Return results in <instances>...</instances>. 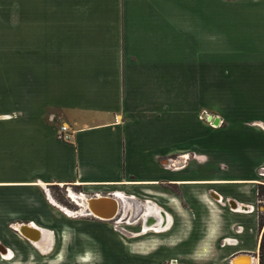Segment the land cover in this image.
Instances as JSON below:
<instances>
[{"label": "crops", "instance_id": "0c3cea01", "mask_svg": "<svg viewBox=\"0 0 264 264\" xmlns=\"http://www.w3.org/2000/svg\"><path fill=\"white\" fill-rule=\"evenodd\" d=\"M0 11H18L4 41L17 50L0 55V264H22L29 245L35 258L58 250V209L83 216L47 198L55 185L149 198V264L259 263L264 0H0ZM30 223L34 240L16 231Z\"/></svg>", "mask_w": 264, "mask_h": 264}, {"label": "rangeland", "instance_id": "374dc122", "mask_svg": "<svg viewBox=\"0 0 264 264\" xmlns=\"http://www.w3.org/2000/svg\"><path fill=\"white\" fill-rule=\"evenodd\" d=\"M17 19L18 11H0V55L3 51L8 50V47L6 48L4 45H10L9 50H13L14 45L11 42H4L12 41L11 36L13 34L11 36L5 35V31L17 30L15 26L18 23ZM14 49L17 50L15 47ZM71 192L77 196L81 190L75 186L69 188V186L55 185L51 186L46 194L50 201L52 198L54 200L52 202L72 211V214L80 213V201L73 197ZM84 194L83 196L86 197L93 196L90 193ZM259 200L256 211L259 214H264V197ZM130 201V204L119 201L118 213L110 220H100L92 216L68 215L63 210L58 209L59 227L65 228L62 234L55 236L58 250L42 253L41 257L35 258V253L32 251L33 247L25 246L26 248L23 247V250L25 248L26 251L17 253L21 258L19 262L22 264H149L150 250L145 246L146 238L144 237L147 236L146 233L150 232V229L147 228L143 236L139 233H142L144 228L140 231L138 229L143 227L145 223L142 210L144 206L148 205L150 199H130ZM89 232L91 234H88ZM104 242L108 246L103 249L102 244ZM118 242L124 243L127 249L120 247ZM83 250H85L84 255L80 253ZM3 255L5 254H0L2 258H4Z\"/></svg>", "mask_w": 264, "mask_h": 264}, {"label": "water", "instance_id": "95a60500", "mask_svg": "<svg viewBox=\"0 0 264 264\" xmlns=\"http://www.w3.org/2000/svg\"><path fill=\"white\" fill-rule=\"evenodd\" d=\"M216 122H217V120H215V123ZM116 195H117L116 193H113L112 192V193H109V194H106V195L94 194L93 196L85 197L84 199H85V201H86L87 204L85 206H81L82 207V213L81 214L83 216H90L91 215L92 217L97 218V219H100V220H110V219H113L116 216V214L118 213V209L120 207L119 201L120 202L122 201V200L116 199V197H117ZM78 198H80V197H78ZM105 198H108L110 200V201H108V203H106L107 206H106V204H104V201H102ZM111 199L113 200L114 203L111 201ZM93 204H96L98 210H105V209L107 210L108 209L107 212L110 211V210H112V213L109 216H106V217L105 216L102 217L101 215L99 216L91 208V205H93ZM230 204H231V202H230ZM27 229L29 231H26ZM16 231L20 235H22L24 238H26V239H29V240H34L35 239V237L33 236V234H34V232H36V230H35V227L33 226L32 223H30V224H20L16 228ZM5 253H6V251H5ZM242 256H247V257L251 258V260H252V256L250 254H247L246 253V254H244ZM235 260H236V257L232 258L231 263L234 264ZM250 264H253V262H250Z\"/></svg>", "mask_w": 264, "mask_h": 264}, {"label": "built area", "instance_id": "2783aa9c", "mask_svg": "<svg viewBox=\"0 0 264 264\" xmlns=\"http://www.w3.org/2000/svg\"><path fill=\"white\" fill-rule=\"evenodd\" d=\"M200 118L202 119V120H204V121H206V122H208L210 125H212V122L210 121V115L209 114H207L205 111H202L201 112V114H200ZM57 137H58V139L59 140H62V141H67L68 139H69V134L66 132V126H61L60 127V133L57 135ZM258 174H259V176L260 177H264V167H261L260 168V170H259V172H258ZM113 193H116V192H113ZM81 195H84L83 193H81V192H79L78 193V195H77V197H80ZM129 197H132V196H129ZM233 208V207H232ZM234 209H236V207H234ZM250 208H248V210H249ZM91 216V215H90ZM155 226L158 224V220L157 221H155L154 223H153ZM162 224V223H161ZM161 224H159V225H161ZM152 227H154V226H152ZM151 227V228H152ZM142 228L143 227H141V230H142ZM242 255H244V254H239V256H235L236 258H238V257H240V256H242ZM252 256V255H251ZM234 258V257H233ZM232 260V259H231ZM231 260L229 261V263L228 264H232L231 263ZM251 262H253V264H257V262L255 261V256H252V261Z\"/></svg>", "mask_w": 264, "mask_h": 264}, {"label": "bare ground", "instance_id": "6f19581e", "mask_svg": "<svg viewBox=\"0 0 264 264\" xmlns=\"http://www.w3.org/2000/svg\"><path fill=\"white\" fill-rule=\"evenodd\" d=\"M71 193H73V192H71ZM86 196H83V195H81L80 196V198H78L77 196H76V198L80 201V207L81 206H85L87 203H86V201H85V198ZM116 199H118V200H125V198H123V197H121V196H117L116 197ZM102 200V199H101ZM102 201H104V204H106V203H108V201H110L108 198H105L104 200H102ZM111 201L113 202V200L111 199ZM114 203V202H113ZM232 204V203H231ZM106 206H107V204H106ZM91 208L94 210V212L95 213H97V215H101L102 217H106V216H109L111 213H112V210H110V211H108L107 212V210L105 209V210H98L97 209V206H96V204H93V205H91ZM67 210V209H66ZM69 212H72V211H69ZM74 212V211H73ZM82 213V207H81V211H80V214ZM108 219V218H107ZM26 231H29L28 229L26 230ZM38 244H41V243H38ZM43 245V244H42ZM246 258H248L249 259V261L251 262L252 260H251V258H249V257H247L246 256ZM238 258H236V260H235V262H234V264H240V262L237 260ZM250 262L248 263V261H247V264H250Z\"/></svg>", "mask_w": 264, "mask_h": 264}, {"label": "trees", "instance_id": "16d2710c", "mask_svg": "<svg viewBox=\"0 0 264 264\" xmlns=\"http://www.w3.org/2000/svg\"><path fill=\"white\" fill-rule=\"evenodd\" d=\"M261 197H264V183L257 184V199ZM264 225V219H259V227L261 228ZM258 257H259V263L258 264H264V227L261 232L260 241H259V248H258Z\"/></svg>", "mask_w": 264, "mask_h": 264}, {"label": "flooded vegetation", "instance_id": "af4514ba", "mask_svg": "<svg viewBox=\"0 0 264 264\" xmlns=\"http://www.w3.org/2000/svg\"><path fill=\"white\" fill-rule=\"evenodd\" d=\"M85 195V194H84ZM73 197H75L76 198V196H75V194L73 193ZM156 218H151L150 220L151 221H153V223L155 222L154 220H155Z\"/></svg>", "mask_w": 264, "mask_h": 264}]
</instances>
